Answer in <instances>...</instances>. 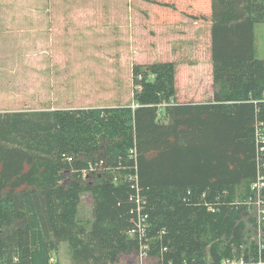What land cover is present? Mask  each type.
Returning a JSON list of instances; mask_svg holds the SVG:
<instances>
[{"label": "trees", "instance_id": "obj_1", "mask_svg": "<svg viewBox=\"0 0 264 264\" xmlns=\"http://www.w3.org/2000/svg\"><path fill=\"white\" fill-rule=\"evenodd\" d=\"M194 2L204 10L190 16L211 23L213 103L171 105L176 68L163 62L132 67L131 106L0 115V264H51L61 242L73 264L138 257L127 234L137 221L135 186L155 264H264V237L252 240L259 224L244 204L264 124L253 32L264 0ZM173 13L154 10L150 22L178 24ZM89 164L98 171L91 181L82 174ZM120 166L133 170L115 184ZM83 192L93 197L87 230L76 221Z\"/></svg>", "mask_w": 264, "mask_h": 264}, {"label": "rangeland", "instance_id": "obj_2", "mask_svg": "<svg viewBox=\"0 0 264 264\" xmlns=\"http://www.w3.org/2000/svg\"><path fill=\"white\" fill-rule=\"evenodd\" d=\"M153 2H165L167 5L161 6ZM28 9L77 12L76 15H73L74 18L58 20L60 22L59 37L61 38L67 33V30L71 29L72 26L76 28L72 33L73 38L79 36L78 34L82 36L81 34L88 33L83 42L74 39L73 47H66L59 40L60 60L67 59L73 63L79 60L83 61L80 66H67L64 69L59 67L60 77L64 70L67 77H63L72 78V82L66 83V86L71 90L80 92L70 95L60 91L59 110L76 107L133 105L132 96L134 91L138 89L132 78V67L135 65L148 66L169 59L181 64L184 62L192 64L198 59L201 61L209 60L210 43L208 45V39L205 38V27L202 28L201 34H195L196 29L192 25L189 29L179 32L178 27L173 29L167 25H156V23L150 22L155 10L157 12H174V15H178V12L180 15L179 22L182 18L186 21L187 26L193 21L205 23V20L200 21L202 19H194L190 16L197 10H204V6L201 8L196 6L194 0H38L37 3H34L33 0H0V11L18 12V10ZM86 11L94 12L97 17L86 20L82 14ZM5 22V19H0V61L9 58H23L27 47L23 43L18 44L19 34L17 33L20 20L14 18L8 20L10 30H14L10 36L3 35L5 30L2 29V26ZM91 22L97 23L93 25ZM172 30H174V37L169 42V50L165 43L162 44L164 40L161 36H165L167 32L171 33ZM253 32L256 58L264 60V22L255 24ZM6 37L10 38L9 43L1 41L3 38L6 40ZM195 45L203 47L200 57L196 55V52H191ZM95 64L96 66H94ZM75 80L80 81L77 84ZM203 88L209 87L203 86ZM177 90L178 83L176 82ZM81 96L85 98L82 99ZM88 166V169L84 170L82 174L83 178L86 179L85 176L87 175V179L91 181L93 173L98 171L94 170V166L91 164ZM129 169L133 170L132 166H120L117 170L114 169L111 174L113 183H118V178L126 180L130 175ZM235 192L237 195L243 196L246 191L243 187H239ZM251 192L253 191L251 190ZM79 200L76 221L77 224H81L87 230L92 223V194L83 192L80 194ZM262 210L264 211V196ZM252 214L259 224L257 235L252 238V240L257 241L264 237V212L255 209ZM144 247V251L148 249L147 245ZM145 253L147 254V251ZM69 256L68 243H58L56 251L52 253V264H73ZM155 262L154 259L147 256L123 255L117 264H155Z\"/></svg>", "mask_w": 264, "mask_h": 264}, {"label": "crops", "instance_id": "obj_3", "mask_svg": "<svg viewBox=\"0 0 264 264\" xmlns=\"http://www.w3.org/2000/svg\"><path fill=\"white\" fill-rule=\"evenodd\" d=\"M37 3L38 0H33ZM77 12H58L57 10H40L28 9L17 11H0V19H5L3 24V35L10 36L13 32L9 28L8 20L11 18L19 19L18 25V44H25L27 47L24 57L18 59H2L0 61V115L3 114H51L59 110L58 101L60 91L67 92L70 95L78 94L75 90H71L66 86V83L72 82V78H66L67 73L63 70L61 77L59 76V67L65 68L67 66H80L83 61L71 62V60L59 59V40L61 44L68 47H73V40L83 42L87 34H78L76 38L72 37V33L76 30L75 26L67 30V33L59 37V21L63 19H70L75 17ZM84 18L95 19L97 14L94 12H83ZM96 25L97 22H91ZM194 27L195 34H201L204 28L205 38L210 43V25L211 23L195 22L187 26L185 20L181 18L180 22L175 25H167L170 28L178 27V31ZM183 28H180L182 27ZM187 26V28H186ZM13 34V33H12ZM174 30L165 36H161L164 40L166 47L169 48V42L174 37ZM15 35V34H13ZM85 35V36H83ZM60 38V39H59ZM201 38V36H200ZM1 40L3 43H9L10 38L6 37ZM89 40V39H87ZM11 41L13 39L11 38ZM6 45V44H5ZM7 46V45H6ZM211 46V45H210ZM203 47L195 45L191 52L195 53L198 57L201 56ZM172 54V53H170ZM172 57V55H171ZM174 59V58H172ZM163 62H172L176 68V82L178 83V90L175 97L171 100L172 105H195V104H209L213 103L214 99V86L212 85V64L209 60L194 61L192 64L184 62L183 64L177 63L175 60H167ZM96 66V64L94 65ZM180 69V70H179ZM63 76H66L65 78ZM80 80H75L79 83ZM64 85V86H62ZM203 86L209 88H203ZM180 87V89H179ZM204 89V90H203ZM80 97V96H79ZM81 98H85L81 96ZM175 99V101H174ZM118 106V105H117ZM117 106H95V107H82L70 108L66 110L76 109H92V108H110ZM131 105H124L118 107H125ZM65 110V109H64ZM163 110H161V113Z\"/></svg>", "mask_w": 264, "mask_h": 264}, {"label": "built area", "instance_id": "obj_4", "mask_svg": "<svg viewBox=\"0 0 264 264\" xmlns=\"http://www.w3.org/2000/svg\"><path fill=\"white\" fill-rule=\"evenodd\" d=\"M261 126V127H260ZM262 128V129H260ZM256 148H257V156H256V176L254 181L251 184V190L253 191V195L249 198L244 204L251 206L254 210L257 209L260 212H264L262 210V200L264 195V124H260L259 128L256 130ZM70 161V159H68ZM136 180V177H130L129 180ZM136 189V205H137V221L136 225L130 229L127 234L131 238H136L140 244V253L141 256H147L144 251L145 245L143 242L148 241L147 238V229H148V216L143 213L142 207L144 202L140 198L139 190L137 186ZM166 251V249H164ZM51 264L53 260H50Z\"/></svg>", "mask_w": 264, "mask_h": 264}]
</instances>
